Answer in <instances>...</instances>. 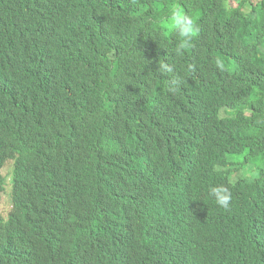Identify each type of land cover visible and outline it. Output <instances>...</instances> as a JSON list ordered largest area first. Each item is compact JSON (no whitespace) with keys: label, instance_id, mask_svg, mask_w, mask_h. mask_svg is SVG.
Segmentation results:
<instances>
[{"label":"trees","instance_id":"1","mask_svg":"<svg viewBox=\"0 0 264 264\" xmlns=\"http://www.w3.org/2000/svg\"><path fill=\"white\" fill-rule=\"evenodd\" d=\"M173 3L198 14L181 57L163 26ZM245 152L264 154V0H94L77 14L0 0V194L28 198L6 218L0 203V264L172 259L167 230L207 214L238 225L194 264H264L251 261L252 244L264 258V167L217 169ZM147 182L165 206L127 200ZM213 185L232 192L228 210Z\"/></svg>","mask_w":264,"mask_h":264},{"label":"clouds","instance_id":"2","mask_svg":"<svg viewBox=\"0 0 264 264\" xmlns=\"http://www.w3.org/2000/svg\"><path fill=\"white\" fill-rule=\"evenodd\" d=\"M93 2L94 0H39V3L43 7L50 5L57 12L62 14H77L81 11L89 9L93 5ZM197 15L198 14H187L178 3L169 5L168 16L163 21V26L174 31L176 35V45L173 49V52L177 57L184 55L186 50L191 46L199 31L196 18ZM186 68L189 72L193 70V66L191 64L187 65ZM172 71V66L167 62L160 61L158 63V72L161 75L170 74ZM222 168L226 170L230 169L229 165H227V167H217L218 170ZM235 173H238V171H232V179L238 178L239 173L236 176L234 175ZM160 188L161 185H158L157 183L147 182L140 185L135 190H128L125 191V193L127 200L134 208L148 207L149 205L154 207L157 204H162L165 206L166 204L163 200V196L165 194L160 197L156 196L160 191ZM162 191L166 193V191L161 188V192ZM9 193L10 191H8V195L4 194V201L9 200L8 207L1 211V214L4 218L8 216L11 209L13 212H15L17 204H22L25 202L28 205V198H26L23 194L19 198L12 200L11 194L9 195ZM208 195L219 208L224 210H228L230 208L232 202V192L228 187L223 185L210 186L208 189ZM27 210L28 207L25 210V213ZM237 225L238 224L234 223L231 224L230 228H227L224 224V221L215 214H207L202 216L199 222L190 229L184 225H174L167 230L166 244L168 249L171 251L179 250V254L175 255L172 259H168L164 256L152 257L146 264H194L197 259L195 248H199L202 242H206L208 244L207 250L211 249L212 247L209 245L212 243V241L207 242V240H210L214 234H217L218 228L223 235L228 229L231 232L232 229L236 228ZM228 236L226 237V240L228 239ZM68 246L70 253L73 246V238L70 240ZM79 253L83 252L75 251L74 253H71V255ZM68 257L72 258L69 255ZM258 260L264 261V258L261 251L252 244L251 261L256 262ZM118 264H144V262L139 257L129 256L121 258Z\"/></svg>","mask_w":264,"mask_h":264},{"label":"rangeland","instance_id":"3","mask_svg":"<svg viewBox=\"0 0 264 264\" xmlns=\"http://www.w3.org/2000/svg\"><path fill=\"white\" fill-rule=\"evenodd\" d=\"M245 153L242 154H237V155H231L233 156L232 158H228L229 160V167H239V169L237 170L238 173L242 176L244 173L247 174H252V175H256L258 171H256L257 168L259 167H264V154H261L258 157H254V158H249L248 160H244L245 158ZM243 161L240 163V165H232V162H239L240 160ZM238 173H235L234 175L236 176ZM246 174V175H247ZM235 178V177H234ZM5 199V195L1 194L0 195V203L3 202ZM6 202V201H4Z\"/></svg>","mask_w":264,"mask_h":264}]
</instances>
